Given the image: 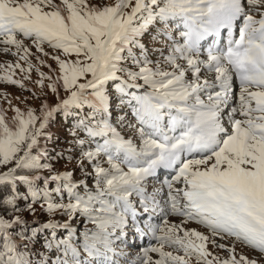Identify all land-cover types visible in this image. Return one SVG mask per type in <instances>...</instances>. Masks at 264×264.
Segmentation results:
<instances>
[{
    "label": "snow or ice",
    "instance_id": "obj_1",
    "mask_svg": "<svg viewBox=\"0 0 264 264\" xmlns=\"http://www.w3.org/2000/svg\"><path fill=\"white\" fill-rule=\"evenodd\" d=\"M0 54V264H264V0H0Z\"/></svg>",
    "mask_w": 264,
    "mask_h": 264
},
{
    "label": "rangeland",
    "instance_id": "obj_2",
    "mask_svg": "<svg viewBox=\"0 0 264 264\" xmlns=\"http://www.w3.org/2000/svg\"><path fill=\"white\" fill-rule=\"evenodd\" d=\"M96 2H98V0H96ZM106 2L112 3L113 0H106ZM148 39H149L148 37H145V43H147ZM45 50L48 51L47 47L45 48ZM32 51L35 52V49L33 48ZM42 58L45 60L46 63L51 64L53 68L57 67L54 61L48 59L47 57H42ZM30 59H32L34 66L38 64V62L35 60L34 57H31ZM15 60H16L15 57H12L10 55L0 54V63L15 62ZM20 63L22 64V66L26 67V65L24 64L23 61H20ZM40 70L45 72L46 74H50V75L58 74V73H49V71L46 67H42ZM22 75L23 74H21L19 72V70H17V74H16L15 78L21 79ZM38 78L39 77L37 76L36 72L33 71L31 74V81H25L26 86L28 88H30L33 92H37V93L39 92V89L34 84V81L37 80ZM47 83L48 82L45 81V85H47ZM0 93H7L8 94V100L7 101L4 99V97L2 95H0V107H3L6 110L8 121H9V123H11L12 116L14 115V113L9 108L8 101H11V104L14 107H20L21 110L23 111V110H25L26 105L21 103L20 99H18V98H26L30 95V93L29 92H22L19 88L15 87L13 85H7V84H0ZM63 95H64V93L61 90V96H63ZM47 99L51 105H53V106L55 105L56 98H55L54 94L49 92ZM28 106L38 108L39 107V101L38 100L29 101ZM113 107L115 108V105H113ZM55 118H56V120H54ZM73 124H74V117H71V116L65 117L63 115V113H57L51 119L48 130L52 133V136L54 139L52 143L54 145H56L57 149L66 148L67 147L66 144L67 143L70 144L72 137L69 134V130L72 128ZM52 143H50V144H52ZM62 165H64V164H62ZM69 167H71V165ZM56 168L61 170V171L64 170V167H62L60 169V166H56ZM76 175H77V178H79L80 173L77 171ZM38 213H40V214H38L35 218L39 219L41 222H44L49 218L48 216L45 217L42 212H38ZM56 219H61V217L59 215H57ZM190 227H197V226L195 224H192V225H190ZM198 230L204 231V229H202V228H198ZM141 244H146V241H136L135 242L136 246L131 250L132 255H135V252L138 250V247ZM209 247L211 249L210 245H209ZM237 252L238 253L243 252L245 255H248L250 257L256 256V253L251 252L248 249L242 248L241 246H237ZM219 254L224 255V253L222 251L219 252Z\"/></svg>",
    "mask_w": 264,
    "mask_h": 264
},
{
    "label": "trees",
    "instance_id": "obj_3",
    "mask_svg": "<svg viewBox=\"0 0 264 264\" xmlns=\"http://www.w3.org/2000/svg\"><path fill=\"white\" fill-rule=\"evenodd\" d=\"M56 118H57V117H56ZM54 120H56V119H54ZM53 140H54V139H53ZM53 145H54L53 143H52V144H49V148H50V149H52V148L55 149V151L52 153L53 156H55L57 152H60V151L63 150V149H67V148H69V145H70V144L67 143V144H66L67 147H66V148H62V149H60V148L57 149L56 145H54V146H53ZM53 164L55 165V167H56V166H60V169H61L62 167L65 168L66 161H65V160H59V161H57V160H53ZM62 164H64V165H62ZM69 166H70V165H69ZM40 183L43 184L42 181H41ZM20 191H21V192H24V191H25V187H24V186H21ZM23 203H24V202L21 201V204H23ZM38 214H40V213H37V215H38ZM44 216L46 217L47 215L44 214ZM44 216H43V217H44ZM25 218H26L27 220H29L30 222H31L33 219H36L35 217L28 215L27 213H25ZM33 226H35V225H33ZM36 247L39 248L40 245L37 244Z\"/></svg>",
    "mask_w": 264,
    "mask_h": 264
}]
</instances>
